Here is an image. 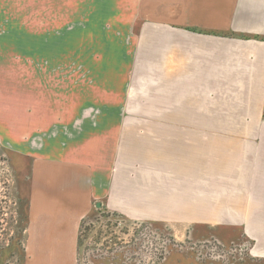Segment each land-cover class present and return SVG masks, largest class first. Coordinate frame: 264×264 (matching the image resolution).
Wrapping results in <instances>:
<instances>
[{
	"label": "crops",
	"instance_id": "0c3cea01",
	"mask_svg": "<svg viewBox=\"0 0 264 264\" xmlns=\"http://www.w3.org/2000/svg\"><path fill=\"white\" fill-rule=\"evenodd\" d=\"M127 1L125 14L146 23L118 25L113 33L143 32L144 39L161 33L158 46H144L159 50L158 75L142 79L159 82L145 87L159 90L160 117L151 123L160 138L150 132L129 140L131 127L120 122L138 97L130 93L131 61L123 78L113 72L90 77L89 65L114 62L80 59L86 73L79 89L57 90L56 69L38 68L41 86L34 89L33 73L31 95L45 97L44 111L57 113L54 122L68 129L53 133L48 124L28 133L23 118L13 126L15 140L0 131L19 214L20 264H77L81 224L97 211L176 227L241 226L243 219L200 222V211H255L256 225L264 227V40L256 39L264 37V0ZM57 74L70 77L67 69ZM56 96L78 101L61 105ZM79 112L111 116L96 126L85 117L71 128ZM217 128L245 132L240 140H200V129ZM168 130L175 140H168ZM185 132L192 140H184ZM251 217L245 214V221ZM256 259L262 262L264 253Z\"/></svg>",
	"mask_w": 264,
	"mask_h": 264
},
{
	"label": "rangeland",
	"instance_id": "374dc122",
	"mask_svg": "<svg viewBox=\"0 0 264 264\" xmlns=\"http://www.w3.org/2000/svg\"><path fill=\"white\" fill-rule=\"evenodd\" d=\"M126 6H128L127 0H0V131H6L8 136L6 140H15V136L11 135L15 134L16 130L13 126L23 118V130H28V133L41 129V125L48 124L53 126L51 129L53 133L68 129L54 122L57 113L44 111L43 105L47 104L45 97H37V93L35 97L31 95L30 84L33 83V73H36L34 89L41 86L38 72L43 73L48 69L52 71L54 68L57 90L63 87L79 89V80L86 73L85 70H81L80 59L97 56L107 58L105 61H113L114 64L89 65L90 77L97 73L113 72L119 73L123 78L129 67L125 64H130L131 61L133 65L129 67L130 78L134 79V85L130 93H136L138 97L131 102L133 105L130 112L120 114V122L129 123L132 131V135L126 134L129 140L130 138L142 140L150 132H153L155 140H159L158 124L151 123L159 121L160 117L159 90L145 87L158 85L159 82H144L142 79L158 75L159 50H144V46L145 43L147 47L158 46L157 41L160 40L161 33L150 32L146 35L150 36L152 33V38L146 36L145 39L143 32L140 35L133 33L135 36L139 35L135 38L138 41L135 44L131 41L132 34L113 33L112 28L118 25L138 27L146 23L142 17H129L125 14L128 12ZM257 39L264 40V37ZM132 44L134 48L131 47ZM65 68L70 73L66 81L65 78L63 79V74H57L66 70ZM57 99L61 105L69 104L70 99H72L71 104L78 101L77 98L64 100L63 97H57ZM17 108L21 111L16 112ZM66 115L71 116L74 113ZM77 115L78 118L72 123L71 128L78 129L85 117L96 126L97 120L111 116L106 112H79ZM11 130L14 133H11ZM242 131L245 132V130L220 128L199 130L200 140L208 137L213 140L215 137L216 140H240ZM168 133V140L170 138L175 140V133L170 130ZM177 134L179 135L180 131ZM43 135L47 136L46 133ZM181 135L184 140L193 138L190 133L185 132ZM163 137L165 138L164 135ZM261 139L264 140V130ZM11 186L7 154L0 143V264H20L19 214ZM217 214H220L223 220L222 217L218 218ZM245 214L247 218L252 216V219L245 221ZM200 215V222L230 221L240 224V219H243V223L234 227L202 224L180 227L155 226L147 222H124L121 218L97 211L85 218L81 224L76 262L77 264L257 263V253H264V227L256 225L255 211L205 210L200 211ZM258 261L259 264H264V260Z\"/></svg>",
	"mask_w": 264,
	"mask_h": 264
},
{
	"label": "water",
	"instance_id": "95a60500",
	"mask_svg": "<svg viewBox=\"0 0 264 264\" xmlns=\"http://www.w3.org/2000/svg\"><path fill=\"white\" fill-rule=\"evenodd\" d=\"M100 206V204H97V207H99Z\"/></svg>",
	"mask_w": 264,
	"mask_h": 264
},
{
	"label": "trees",
	"instance_id": "16d2710c",
	"mask_svg": "<svg viewBox=\"0 0 264 264\" xmlns=\"http://www.w3.org/2000/svg\"><path fill=\"white\" fill-rule=\"evenodd\" d=\"M257 39V38H256Z\"/></svg>",
	"mask_w": 264,
	"mask_h": 264
}]
</instances>
